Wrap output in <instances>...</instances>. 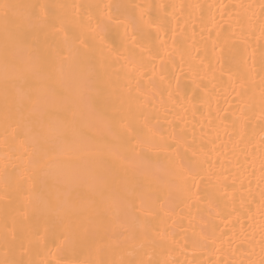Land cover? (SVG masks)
Returning <instances> with one entry per match:
<instances>
[{"label":"bare ground","instance_id":"1","mask_svg":"<svg viewBox=\"0 0 264 264\" xmlns=\"http://www.w3.org/2000/svg\"><path fill=\"white\" fill-rule=\"evenodd\" d=\"M0 264H264V0H0Z\"/></svg>","mask_w":264,"mask_h":264}]
</instances>
